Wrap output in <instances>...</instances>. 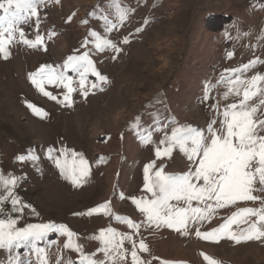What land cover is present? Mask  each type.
I'll use <instances>...</instances> for the list:
<instances>
[{
    "label": "rangeland",
    "instance_id": "374dc122",
    "mask_svg": "<svg viewBox=\"0 0 264 264\" xmlns=\"http://www.w3.org/2000/svg\"><path fill=\"white\" fill-rule=\"evenodd\" d=\"M119 10L127 11L122 22L118 20ZM105 16L116 24L111 31H105ZM19 28L24 37L17 32L8 46L9 58L0 57V172L5 178H21L14 195L37 214H32L31 209H25L23 214L12 213L10 202H5V216L19 215L18 227L64 224L77 234L76 242L83 245L86 253L96 252L99 247L92 236L101 229L113 228L117 233H133L137 242L143 239L150 253L139 254L151 264H209L202 254L218 264H264V242L237 244L227 238L211 242L195 235L197 229L208 232L218 228L241 208L259 207L258 201H237L215 209L207 220L190 221L188 235L167 227H142L136 234L114 219L121 216L136 223L144 221L130 197L151 195L144 191L145 165L154 162L150 175L161 167L168 174L189 170L191 163L179 148L159 158L156 150L163 151L166 144L160 141L166 134L170 136L173 128L192 125L206 130L212 119L222 118L219 113L225 105L238 101L235 95L223 98L228 85L222 76L248 78L264 74V63L243 73L225 71L257 58L264 61V0H45L39 8L38 23L33 17ZM91 31L111 39L120 51L109 48L98 52L92 43L95 38L89 35ZM38 34L43 37L41 46L23 43L25 38L34 41ZM125 38L128 43L123 42ZM84 51L90 52L107 83L100 84L89 73V94L85 98L78 73L68 70L66 75L76 89L71 94V107L49 99L29 80V74L41 65L63 70L67 57ZM93 83L100 86L93 89ZM206 86L208 100L204 99ZM44 90L59 100L67 92L51 84H45ZM28 104L43 109L47 115L35 114ZM214 104L218 110L212 107ZM149 136L150 143L144 139ZM49 147L68 150L64 156L59 151L53 155L60 156L61 163L66 161L69 168L74 164L80 167L82 155L89 168L85 181L74 186L65 179L53 160L48 159ZM30 150L38 160L17 159ZM73 152L80 155L73 158ZM106 202L111 215L103 211L79 215ZM192 206L203 204L193 201ZM246 227L243 223L232 225L237 233ZM66 239L51 233L40 245L46 249L48 264H57L60 257L65 262L68 258L78 261L77 253L63 248ZM124 246L131 250L127 241ZM17 251L37 264L36 256L29 255L27 248ZM7 256L5 250H0V264H7ZM127 264H131L130 256Z\"/></svg>",
    "mask_w": 264,
    "mask_h": 264
},
{
    "label": "snow or ice",
    "instance_id": "6c2138e0",
    "mask_svg": "<svg viewBox=\"0 0 264 264\" xmlns=\"http://www.w3.org/2000/svg\"><path fill=\"white\" fill-rule=\"evenodd\" d=\"M44 3L45 0H0V10L3 11V15H0V57L5 60L9 58L11 53L8 46L14 41L17 32L24 37L23 29L19 28L21 23H27L33 17L38 23L39 8ZM119 11L118 20L122 22L127 16V11ZM103 19L105 31H111L116 27V24L108 21V17L105 16ZM141 30L137 29V31ZM89 35L95 38L92 43L98 52H104L109 48L116 52L120 51L111 39L100 37L94 31H91ZM123 42L128 43V39L125 38ZM23 43L35 48L43 44V37L38 34L34 41L25 38ZM87 43L86 41L85 47ZM257 63H264V61L257 58L240 68L225 71L233 74L243 73L254 68ZM62 67L63 70H59V66L41 65L36 72L29 74V80L43 95L66 107L72 106L71 94L76 90L72 87V78L66 75L68 70L78 73L81 95L85 98L89 94L86 87L89 73L94 75L100 84L107 83V77L97 70L89 51L67 57ZM221 79L228 85L223 98L227 100L230 95H235L239 97L238 101L225 105L222 113H219L222 118L219 121L212 119L206 130L192 125L173 128L171 135L166 134L164 140L160 141L166 144L163 151L159 148L156 150V156L159 158L162 155L170 156L174 148H179L191 163L189 170L182 174H168L161 167L150 175V169L155 167V164L153 162L145 165L144 191L151 195L150 197H130L132 203L144 216V221L136 223L127 217H114L115 220L135 230L136 234L142 227L155 229L167 227L182 235H188L190 221L207 220L214 214L215 209L225 208L237 201H258L259 207L241 208L218 228L208 232L197 229L195 235L211 242H219L223 238L237 244L253 240L264 242V74L257 73L248 78H241L240 75H235L234 78L222 76ZM45 84L66 89L63 100L45 91ZM99 86L96 83L91 85L93 89ZM100 90L102 91L103 88L101 87ZM204 99H209L207 86ZM28 107L37 115L42 117L47 115L43 109L33 104H28ZM212 107L218 110V105L214 104ZM144 139L146 142H151L150 136ZM58 151L60 156H64L68 150L49 147L46 153L48 159L53 160L65 179L70 180L74 186H79L89 175L87 161L82 155L73 152V158L80 155V167L74 164L72 168H69L66 161L64 164L61 163L60 156L53 155ZM17 159L22 162L36 161L39 157L30 150L27 155H20ZM19 179L21 178L12 175L5 178L0 172V189H2L0 191V250L8 253L7 264H33L32 260L22 257L17 251L24 248L28 249L29 255L36 256L37 264H48L46 249L40 245L47 241L51 233L65 236L67 239L63 248L78 254V261L68 258L65 262L64 258L60 257L57 264H127L129 256L131 264H151L150 260L142 258L139 254L150 253L148 244L143 239L138 242L134 240L133 233H117L113 228L101 229L98 234L91 237L99 242L96 252L86 253L83 245L76 242L77 234L64 224L48 222L18 227L19 215H4L5 202H10L12 213L23 214L25 209H31L32 214H37L31 205L14 195L13 190ZM121 199H124L123 195ZM193 201L202 203L203 207H193ZM101 211L112 214L106 202L79 215H93ZM252 217L255 219L249 222ZM240 223L246 224L247 227L241 228L237 233L232 225ZM125 241L131 244L130 251L124 246ZM97 253L102 255L98 257ZM202 255L209 264H218L214 258L206 254ZM164 264H182V262H164Z\"/></svg>",
    "mask_w": 264,
    "mask_h": 264
}]
</instances>
